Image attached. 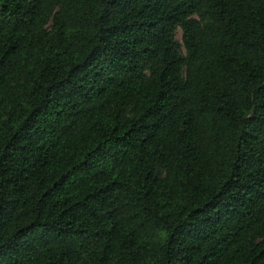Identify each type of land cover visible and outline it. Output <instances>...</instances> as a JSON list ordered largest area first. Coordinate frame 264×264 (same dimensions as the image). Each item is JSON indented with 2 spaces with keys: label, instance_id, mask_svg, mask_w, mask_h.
Masks as SVG:
<instances>
[{
  "label": "trees",
  "instance_id": "1",
  "mask_svg": "<svg viewBox=\"0 0 264 264\" xmlns=\"http://www.w3.org/2000/svg\"><path fill=\"white\" fill-rule=\"evenodd\" d=\"M0 264H264V0H0Z\"/></svg>",
  "mask_w": 264,
  "mask_h": 264
},
{
  "label": "rangeland",
  "instance_id": "2",
  "mask_svg": "<svg viewBox=\"0 0 264 264\" xmlns=\"http://www.w3.org/2000/svg\"><path fill=\"white\" fill-rule=\"evenodd\" d=\"M181 36H182V32H181V30L179 29L178 30V38L181 40Z\"/></svg>",
  "mask_w": 264,
  "mask_h": 264
}]
</instances>
